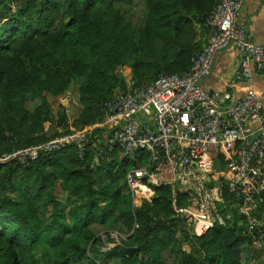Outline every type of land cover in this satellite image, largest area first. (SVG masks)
<instances>
[{
  "label": "trees",
  "instance_id": "16d2710c",
  "mask_svg": "<svg viewBox=\"0 0 264 264\" xmlns=\"http://www.w3.org/2000/svg\"><path fill=\"white\" fill-rule=\"evenodd\" d=\"M217 1L0 0V155L67 133L65 106L49 100L69 101L73 87L71 125L82 130L99 123L116 90L187 71L202 47L197 29ZM125 68L127 82L119 74ZM99 143L81 155L66 146L24 167L0 164V264H244L248 239L238 211H228L233 225L192 236L169 189L150 187L132 206L124 175L139 162L116 147L108 161ZM185 204L180 194L176 205ZM116 231L127 237L115 241L109 232Z\"/></svg>",
  "mask_w": 264,
  "mask_h": 264
},
{
  "label": "built area",
  "instance_id": "2783aa9c",
  "mask_svg": "<svg viewBox=\"0 0 264 264\" xmlns=\"http://www.w3.org/2000/svg\"><path fill=\"white\" fill-rule=\"evenodd\" d=\"M240 8V0L217 1L205 18L206 42L193 51L187 71L160 73L134 88L116 90L104 103L95 127L68 128L45 143L3 153L0 164L15 162L24 167L66 146H74L81 155L90 144L104 140L98 153L106 160L112 159L116 147L128 161L139 162L124 175L132 206L149 197L150 187L167 188L175 215L185 218L190 235L199 236L215 223L224 224L219 210L227 182L245 222L247 245L260 247L264 217L258 214L256 196L264 180L263 102L251 92L210 91L201 83L229 43L241 53L239 69L245 80L254 70L264 73V44L252 42L248 31L237 26ZM93 130L98 135L92 136ZM211 148L215 155L223 153L229 172L215 169ZM180 194L186 204L177 207ZM157 220L165 221L163 216L152 217V222Z\"/></svg>",
  "mask_w": 264,
  "mask_h": 264
},
{
  "label": "crops",
  "instance_id": "0c3cea01",
  "mask_svg": "<svg viewBox=\"0 0 264 264\" xmlns=\"http://www.w3.org/2000/svg\"><path fill=\"white\" fill-rule=\"evenodd\" d=\"M241 8L237 20V26L242 27L248 31L251 36L252 42L256 44H264V0H240ZM197 41L198 43L205 44L207 34L204 27H198L197 29ZM241 59V53L238 51L234 43H229L225 46L220 53H218L213 61L211 72L208 76L202 79V85L210 91H224L226 89L233 90L237 95H242L247 92L254 93L260 97L264 106V73L254 70L249 80H245L240 73L239 61ZM221 155L220 158H217ZM210 159L214 162L216 170L229 169L230 167L224 162L223 153L215 155V149H210ZM221 161V162H220ZM225 185V182H223ZM264 187V180L262 182ZM231 195L225 198L224 193ZM259 197V196H258ZM225 198V202H224ZM260 198V197H259ZM258 205V214L264 217V198L256 199ZM226 209L225 221L229 225L234 224V219L231 218L229 210L238 211V202L235 197L226 188L222 195V205L220 210ZM219 210V212H220ZM238 213V212H237ZM239 214V213H238ZM240 215V214H239ZM223 219V218H222ZM241 222L239 221V224ZM184 249V246H183ZM185 250V249H184ZM188 250H185L188 252ZM244 264H264V244L260 247L252 248L249 246L244 247L243 254Z\"/></svg>",
  "mask_w": 264,
  "mask_h": 264
},
{
  "label": "rangeland",
  "instance_id": "374dc122",
  "mask_svg": "<svg viewBox=\"0 0 264 264\" xmlns=\"http://www.w3.org/2000/svg\"><path fill=\"white\" fill-rule=\"evenodd\" d=\"M119 74H121L122 77H124L125 82H127L128 81L127 78L130 76V69L129 68L121 69L120 72H119ZM75 92H76V90L73 87L71 89V92H70L71 99L69 101H67V98L68 97H66V98L61 97L59 99H54L53 98V99L49 100L50 101V104L52 105V107L54 109L57 108V104H61V105H64L65 106V108L67 110L66 113L68 115V121L67 122L69 124V128H71V129H75L74 127H72L71 122H72L73 118L76 116V114L78 112V108H77L78 107L77 106V97H76V93ZM72 98H74L75 100L72 99ZM76 131H80V130H76ZM115 154L116 155H119V157H123V155L121 154V152H120L119 149H117V151H116ZM140 201H141L140 199L139 200H136L135 205H138ZM64 210H67V209L65 208ZM220 216H221V213H220ZM222 218H223V220H225L224 217H222ZM104 232H105L104 230L103 231H100V233L102 235H104ZM109 234L115 239V241H116V239H118V237H124V238L127 237L126 236L127 234L123 233V234H125V235H123V234L119 233L118 231H116V232H109ZM104 238L105 237L103 236V239ZM113 245H114V243H112V242L111 243H108L106 246L102 244L101 245V251H105V250L111 248ZM189 248H190V245L189 244L184 245V249L185 250H188Z\"/></svg>",
  "mask_w": 264,
  "mask_h": 264
},
{
  "label": "water",
  "instance_id": "95a60500",
  "mask_svg": "<svg viewBox=\"0 0 264 264\" xmlns=\"http://www.w3.org/2000/svg\"><path fill=\"white\" fill-rule=\"evenodd\" d=\"M258 196L261 198H264V187H262L259 191H258Z\"/></svg>",
  "mask_w": 264,
  "mask_h": 264
}]
</instances>
